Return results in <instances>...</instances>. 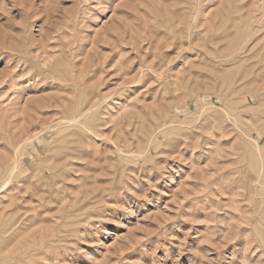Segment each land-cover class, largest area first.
<instances>
[{
	"label": "rangeland",
	"instance_id": "374dc122",
	"mask_svg": "<svg viewBox=\"0 0 264 264\" xmlns=\"http://www.w3.org/2000/svg\"><path fill=\"white\" fill-rule=\"evenodd\" d=\"M0 261L264 264V0H0Z\"/></svg>",
	"mask_w": 264,
	"mask_h": 264
},
{
	"label": "bare ground",
	"instance_id": "6f19581e",
	"mask_svg": "<svg viewBox=\"0 0 264 264\" xmlns=\"http://www.w3.org/2000/svg\"><path fill=\"white\" fill-rule=\"evenodd\" d=\"M3 259V258H2ZM6 261V260H5ZM1 262V261H0ZM2 263V262H1Z\"/></svg>",
	"mask_w": 264,
	"mask_h": 264
}]
</instances>
